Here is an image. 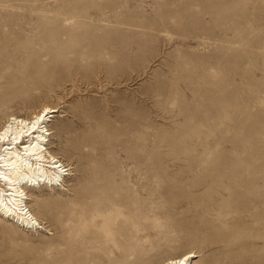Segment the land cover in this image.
Masks as SVG:
<instances>
[{
  "label": "rangeland",
  "instance_id": "374dc122",
  "mask_svg": "<svg viewBox=\"0 0 264 264\" xmlns=\"http://www.w3.org/2000/svg\"><path fill=\"white\" fill-rule=\"evenodd\" d=\"M46 104L70 191L27 190L44 229L0 216V264L145 232L136 264H264V0H0V130ZM98 177L119 215L81 212Z\"/></svg>",
  "mask_w": 264,
  "mask_h": 264
},
{
  "label": "bare ground",
  "instance_id": "6f19581e",
  "mask_svg": "<svg viewBox=\"0 0 264 264\" xmlns=\"http://www.w3.org/2000/svg\"><path fill=\"white\" fill-rule=\"evenodd\" d=\"M59 112L60 108L46 104L30 118L11 115L0 130V216L11 219L18 226L21 225L32 231L44 229V227L28 208L27 190L49 188V191L55 189L66 193L70 191L65 188V183L67 177L71 175L72 168L67 169L68 165L61 160L60 155L52 153L47 147L50 143V136L56 133L49 129L47 122H52L56 113ZM41 116L42 119L39 118ZM57 131L59 136H63L60 129ZM95 182L98 186L87 197L90 203L81 205V212L89 208L99 213L105 211L108 214L119 215V202L98 201L99 194H101L99 191L103 190L106 185L105 178L98 177ZM94 192L97 195H92ZM37 200L42 202L39 197ZM96 218L98 217L94 216L93 220ZM80 219H82V214H80ZM108 219L107 214L102 218L104 222ZM71 220H74V217ZM149 236V232L140 233L135 235L133 238L135 242L131 244L116 243L109 246L102 250L104 256L94 252L89 257L88 252L85 255L86 260L81 261L73 260L72 255L67 256L65 264H96V261L103 263L106 257L111 258L116 255V261L109 264H136L137 254L134 246L141 243L142 238ZM196 257L197 253L190 251L181 257L166 258L157 264H190L191 260Z\"/></svg>",
  "mask_w": 264,
  "mask_h": 264
},
{
  "label": "snow or ice",
  "instance_id": "6c2138e0",
  "mask_svg": "<svg viewBox=\"0 0 264 264\" xmlns=\"http://www.w3.org/2000/svg\"><path fill=\"white\" fill-rule=\"evenodd\" d=\"M40 119H42L43 117L41 116V117H39Z\"/></svg>",
  "mask_w": 264,
  "mask_h": 264
}]
</instances>
